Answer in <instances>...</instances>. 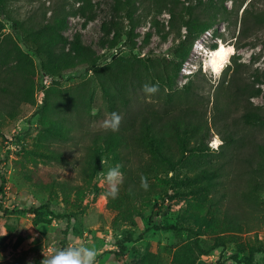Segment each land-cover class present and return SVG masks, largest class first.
<instances>
[{"label": "rangeland", "instance_id": "374dc122", "mask_svg": "<svg viewBox=\"0 0 264 264\" xmlns=\"http://www.w3.org/2000/svg\"><path fill=\"white\" fill-rule=\"evenodd\" d=\"M60 1L7 0V4L16 19L32 16L43 20L51 16L50 8ZM219 1L222 5L218 6V23L196 39L189 58L172 81V92L183 96L190 93L185 100L190 99L199 110L204 129L210 128L205 140L209 149L192 157L191 162L184 164L178 171V175L173 171L163 172L148 179L157 191L147 193L146 197L138 200L137 204L143 213L136 217V225L127 223L116 227L113 224L115 211L107 206L106 189L120 182L123 177L121 169L126 163L138 169L142 157L149 160L154 158L139 149H126L125 152L130 151L132 154H128L124 161L117 160L114 165L111 158L104 157L103 166L94 178H90L88 170L93 155L90 146L92 138L112 123L110 98L92 79V71L87 73L79 70L66 74L61 82L62 89L77 90L71 93L77 97L76 107L68 95L62 97L59 94L56 96L57 102L48 105L45 111L38 110V106L43 103L44 91L37 88L36 104L23 105L16 119L0 113V159H3L0 169L4 171V174H0V185L4 182V193L0 195L3 205L0 208V264H128L132 258L143 256L149 257L148 264H177L173 261L174 253L193 238L186 230L180 237L174 230L154 227L166 224L202 228L204 234L200 237L204 248L214 243L218 221L215 218L210 222L205 221L198 207L205 206L213 194L215 199V194L219 192L209 188L199 195H186L182 191L176 194L177 187L172 178L183 177L187 172L192 175L196 167L217 161V149L224 143L223 138L234 129L242 128V108L241 111L232 110L230 117L225 120H221L222 114L214 109L215 101L222 93L219 88L223 82H228L234 69H239L236 75L249 85L248 91L257 92L252 97L254 104L264 107V0ZM112 3L113 0H71L69 4L74 15L69 17L65 35L69 40L80 36L81 42L91 46L98 54L106 52L107 49L102 48L100 42L104 36L103 23L110 20L113 14ZM246 7L261 14L260 18L250 14V11L246 14ZM199 9L206 13L211 12L212 8L210 2L204 0ZM156 11L137 28L139 36L134 53L146 61L154 59L160 65L161 59L173 58V47L178 39L174 34H170L167 39L159 34V30L166 32L169 28L170 14L166 10L161 13ZM5 22L6 31H10L11 23ZM147 36H150L148 42ZM218 48L225 49L227 53L225 67L220 73L213 72L208 53ZM124 54L130 56L129 51H124ZM35 61L39 71L40 60L36 56ZM228 65L232 70L228 69ZM158 68L164 67L161 65ZM187 85H190L189 88H186ZM166 86L157 78L149 81L145 88L137 89V95L134 93L136 99L132 100V110L129 111L133 114L140 109L162 107V97L170 91H164L168 89ZM120 109L123 111V108ZM183 181L178 186L183 191L194 187ZM259 181L262 186L264 177H260ZM58 182L79 185L81 192L79 195L78 192L68 191L66 195L62 194L57 188ZM217 188L222 192L224 185H218ZM252 190L257 204L241 207V213L246 214L250 221L249 231L241 237L245 247L258 241L264 245V226L258 223L264 216V193ZM259 199L262 200L260 203ZM43 203H49L60 216L52 219L51 224L35 226L33 213L7 214L3 211L4 208L22 210ZM63 214L72 216L73 223L69 224L67 235L68 218L62 217ZM127 230L134 231L136 240L129 242L125 255L117 258L112 253L117 249L116 239ZM140 234L142 238H139ZM63 243H66L65 250H77L79 261H72L73 255L72 259L63 257ZM50 247L51 251H48ZM197 253H194V262L187 264H249L248 252L239 250L236 245L219 247L207 255ZM234 255H238V260L233 258ZM252 264H264V250L257 253Z\"/></svg>", "mask_w": 264, "mask_h": 264}, {"label": "trees", "instance_id": "16d2710c", "mask_svg": "<svg viewBox=\"0 0 264 264\" xmlns=\"http://www.w3.org/2000/svg\"><path fill=\"white\" fill-rule=\"evenodd\" d=\"M70 1L61 0L50 8L51 16L41 20L32 16L16 19L11 14L7 0H0V113L16 119L21 114L23 105L36 104L37 88L44 91L43 103L38 106V110L45 111L48 105L57 102L56 96L59 94L62 97L68 95L72 105L76 107L77 97L71 93L77 90H64L61 82L66 74L79 70L87 73L92 71V79L100 85L104 95L110 98L112 123L109 128L98 131L92 138L90 146L93 148V155L88 170L90 178H94L103 166L104 157L111 158L114 165L117 160L124 161L128 154H132L130 151L125 152L126 149H139L154 158L149 160L142 157L138 169L126 163L121 169L123 177L120 182L106 189L107 206L115 211L113 224L116 227L127 223L136 225V217L143 213L137 204L138 200L157 191L148 179L163 172L173 171L178 175V171L184 164L191 162L192 157L209 149L205 140L210 128L204 129L199 110L190 99L185 100L190 94L188 91L184 96L172 92V81L177 78L189 58L196 39L218 23V6L222 4L219 0H208L212 9L211 12L204 13L199 9L204 0H113V14L110 20L103 23L104 36L100 42L101 47L107 51L98 54L91 46L84 45L80 36L69 40L65 35L69 17L74 15ZM155 10L158 13L166 10L170 14L169 28L166 32L159 30V34L164 39L174 34L178 39L173 47V58L161 59L160 65L154 59L146 61L134 53L139 36L137 28ZM244 12H249L256 18L261 15L250 10V7H246ZM5 20L11 23L10 31H6ZM183 29L186 31L183 32ZM149 38L147 36V42ZM124 51H129L130 56L124 54ZM35 56L40 60L39 71ZM234 62L239 65L237 60ZM161 65L163 69L158 68ZM228 69L232 70L231 66L228 65ZM238 72V68L234 69L228 82L221 84L219 90L222 93L217 97L214 109L222 114L221 120H225L230 117L232 110L241 111L242 108V128L234 129L223 138L224 143L217 149V161L196 167L192 175L187 172L183 177L172 178L177 187L176 194L182 191L186 195H199L209 188L219 192H216L215 199L213 194L205 206L198 207L203 212L205 221L210 222L214 218L218 221L214 243L204 248L200 237L204 234L202 228L194 229L177 224L154 226L157 229L174 230L180 237L186 230L193 238L174 253L173 261L177 264L193 263L196 252L207 255L219 247L230 245L247 251L248 263L252 264L257 253L264 250L261 241L245 247L241 238L250 229L249 217L241 213V207L246 208L245 204H257V199L250 191L253 187L252 191L264 193V184L261 186L259 181L260 177H264V107L254 104L252 97L257 92L248 91L249 85L240 81L236 75ZM39 77L41 80H38ZM157 78L167 85L168 89L165 88L164 91L170 90L162 97V107L140 109L132 114L129 110H132L131 102L136 99L137 89L145 88L149 81ZM2 162L3 159H0V167ZM1 170L2 168L0 174H4ZM183 179L194 187L183 191L178 187ZM3 183L0 185L2 196ZM183 183L184 181L181 184ZM218 185H224L222 192L218 190ZM57 186L65 195L67 191L78 192V195L81 192L79 185L58 182ZM261 199L258 200L259 203L263 200ZM1 201L0 208L3 207ZM3 211L7 214L33 213L35 226L41 223L51 224L52 219L60 217L49 203L22 210L4 208ZM62 217L68 218L67 235L70 231L69 224L73 223L72 216L63 214ZM258 223L264 226V216ZM139 236L142 238L141 234ZM135 240L134 231H123L116 239L117 249L112 253L117 258L124 256L127 244ZM62 249L64 258L72 259L73 255L72 261H79L75 248L69 250L73 252L71 254L65 250L66 243H63ZM233 258L238 260V255ZM148 259V256L132 258L128 264H148Z\"/></svg>", "mask_w": 264, "mask_h": 264}, {"label": "bare ground", "instance_id": "6f19581e", "mask_svg": "<svg viewBox=\"0 0 264 264\" xmlns=\"http://www.w3.org/2000/svg\"><path fill=\"white\" fill-rule=\"evenodd\" d=\"M208 53L210 55L209 62L213 72L220 73L225 67L227 56L226 50L223 48H218L217 50L209 51ZM217 143L218 140L215 142V144Z\"/></svg>", "mask_w": 264, "mask_h": 264}, {"label": "built area", "instance_id": "2783aa9c", "mask_svg": "<svg viewBox=\"0 0 264 264\" xmlns=\"http://www.w3.org/2000/svg\"><path fill=\"white\" fill-rule=\"evenodd\" d=\"M185 67V66H184ZM187 68H184V70H186ZM7 188H9V187H7ZM48 251H51V247L50 248H48Z\"/></svg>", "mask_w": 264, "mask_h": 264}]
</instances>
